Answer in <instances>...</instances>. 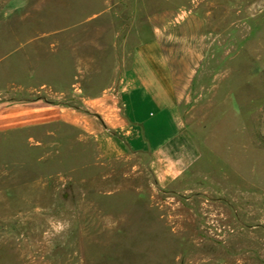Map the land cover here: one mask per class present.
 Here are the masks:
<instances>
[{
	"label": "rangeland",
	"instance_id": "1",
	"mask_svg": "<svg viewBox=\"0 0 264 264\" xmlns=\"http://www.w3.org/2000/svg\"><path fill=\"white\" fill-rule=\"evenodd\" d=\"M152 37L204 154L174 188L90 132ZM36 97L85 121L0 131V264H264V0H0V98Z\"/></svg>",
	"mask_w": 264,
	"mask_h": 264
},
{
	"label": "crops",
	"instance_id": "2",
	"mask_svg": "<svg viewBox=\"0 0 264 264\" xmlns=\"http://www.w3.org/2000/svg\"><path fill=\"white\" fill-rule=\"evenodd\" d=\"M175 69L157 37L139 43L114 92L117 117L89 120L90 132L110 143L116 136L123 146L147 155L148 170L160 188H174L188 180L204 158L200 143L178 110ZM106 107V106H104ZM101 114L100 110H95ZM112 115V113H109ZM78 113L45 101L0 98V131L63 123L84 125Z\"/></svg>",
	"mask_w": 264,
	"mask_h": 264
},
{
	"label": "clouds",
	"instance_id": "3",
	"mask_svg": "<svg viewBox=\"0 0 264 264\" xmlns=\"http://www.w3.org/2000/svg\"><path fill=\"white\" fill-rule=\"evenodd\" d=\"M48 223L50 225L49 230L44 233L46 240L55 238L56 236L63 237V235L71 228V223L67 220H57L55 222L49 220Z\"/></svg>",
	"mask_w": 264,
	"mask_h": 264
}]
</instances>
